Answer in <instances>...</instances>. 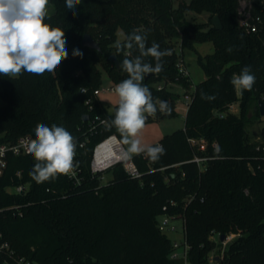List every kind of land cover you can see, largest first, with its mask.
Listing matches in <instances>:
<instances>
[{
	"label": "trees",
	"instance_id": "obj_1",
	"mask_svg": "<svg viewBox=\"0 0 264 264\" xmlns=\"http://www.w3.org/2000/svg\"><path fill=\"white\" fill-rule=\"evenodd\" d=\"M242 1L181 0L173 8L172 0H80L73 14L65 0H49L52 11L47 9L44 22L64 31L68 56L54 74L0 75V141L35 137L37 124L62 126L74 138L81 181L58 175L38 184L30 175L36 163L32 155L8 158L0 177V264H20V258L30 264H208L222 251L211 230L237 234L223 249V264H264V126L257 140L248 132L260 118L258 101L264 100V31L241 25ZM190 11L206 13V21H189ZM214 15L221 29L212 25ZM118 26L124 31L121 41ZM134 30L146 34V46L155 43L171 52L162 58L163 70L142 82L157 105L154 116L176 113L170 83L191 84L183 72L186 51L196 53L205 77L189 94L184 127L149 146L162 145L164 153L155 161L145 152L133 155L139 178L118 163L105 170L110 177L103 180L104 172L92 174L89 163L102 139L116 134L122 141L116 128H109L118 104L109 112L92 93L103 73L114 84L128 78L108 56ZM86 33L99 49L81 44ZM204 42H212V53L197 52L195 45ZM74 50L82 57L73 56ZM127 51L116 54L119 64ZM130 51L127 58L139 56L137 48ZM144 60L155 64L152 57ZM245 66L256 81L237 96L230 81ZM202 93L216 99L204 100ZM161 100L168 104L164 113ZM236 101L238 112H232ZM95 115L107 123H93ZM195 155L208 157L202 168L192 160ZM18 184L27 185L22 193L6 190ZM163 213L183 219L185 259L170 258L173 242L157 225Z\"/></svg>",
	"mask_w": 264,
	"mask_h": 264
},
{
	"label": "clouds",
	"instance_id": "obj_2",
	"mask_svg": "<svg viewBox=\"0 0 264 264\" xmlns=\"http://www.w3.org/2000/svg\"><path fill=\"white\" fill-rule=\"evenodd\" d=\"M48 3L49 0H0V75L16 77L22 72L54 74L67 58L64 31L44 22ZM79 3L80 0H65V6L73 10V14ZM146 40V34L134 30L124 44H116L117 55L124 49L129 50L120 62L128 78L115 87L118 107L109 128L115 127L119 132L122 142L128 145V154L145 152L155 161L164 153L163 146L144 149L137 139L147 117L154 116L158 110L151 91L142 82L147 75L163 70L162 58L171 55V52L161 51L155 43L148 47ZM134 47L139 50V56L127 58ZM227 51L231 52L232 48ZM82 55L79 50L73 51V56ZM146 57H152L155 64L145 62ZM255 81L250 66H245L238 75H233L230 83L238 91H250ZM201 98L211 102L216 96L202 93ZM167 110V102L159 101V111L164 113ZM27 152L36 161L30 175L38 184L55 179L58 175H67L75 168L76 144L71 133L62 126L37 124L35 138L27 141Z\"/></svg>",
	"mask_w": 264,
	"mask_h": 264
},
{
	"label": "built area",
	"instance_id": "obj_3",
	"mask_svg": "<svg viewBox=\"0 0 264 264\" xmlns=\"http://www.w3.org/2000/svg\"><path fill=\"white\" fill-rule=\"evenodd\" d=\"M256 11V12H255ZM239 13L241 17V25L246 27L251 32H259L264 31V0H243L241 3V7L239 8ZM180 68L183 69L182 64H180ZM183 72L186 74L187 70L183 69ZM110 91L113 92V86L105 87V88H97L93 90L92 96L96 97L101 92ZM80 92L85 93L86 89L81 88ZM85 102L88 104V108H92V99L88 97ZM189 102V95L186 98V105ZM98 121L101 124H106V119L100 118V116L95 115L92 122ZM94 127V126H92ZM35 137L30 134H25L19 137L15 142H1L0 141V177L3 175L4 170L8 163V158L10 156H22L28 155L27 152V141L30 139H34ZM192 143H195L194 140L191 139ZM82 146V144H80ZM201 149H204V145H200ZM258 148V147H257ZM99 149V150H98ZM208 157L206 156H197L193 157V161L196 162L203 167L202 162L205 161ZM76 152L74 157L75 168L73 172L67 174V178L70 179L73 183H79L81 181L80 172L78 164L76 163ZM121 163L126 170V172L134 178H139L142 174L134 163L132 156L129 155L124 148L122 142L117 137L116 134H110L100 142H98L94 148L90 158L89 168L92 174L95 173H103L108 168ZM26 184H18L16 186H9L6 190L10 193H22L26 189ZM162 218L158 219L157 225L160 231L165 232L167 228L172 230L175 229L174 226H170V220L175 217L163 213L160 215ZM183 220V219H182ZM221 233L216 232L215 230H211L210 238L214 240H218L221 243L222 251L219 256L211 257L208 264H223L220 259L223 258V249L225 246L236 237V233H228L225 234V238L220 240L219 236ZM5 244H3L4 246ZM173 250L170 253V258H186V253L188 249V245L185 242L182 245H179L177 242H173ZM20 264H30L28 261L23 258L19 259ZM185 264H188L185 261Z\"/></svg>",
	"mask_w": 264,
	"mask_h": 264
},
{
	"label": "rangeland",
	"instance_id": "obj_4",
	"mask_svg": "<svg viewBox=\"0 0 264 264\" xmlns=\"http://www.w3.org/2000/svg\"><path fill=\"white\" fill-rule=\"evenodd\" d=\"M181 0H172V7L176 8ZM48 11H52V6L48 3ZM189 21L193 22H205L207 19L206 13H194L188 12L186 15ZM117 41H121L124 38V31L121 26H118L116 31ZM197 52L201 55L212 53L214 48L212 42L197 43L195 45ZM185 64L187 72L190 77L191 84L188 87H183L178 83H170L168 88L177 96L176 99V113L170 117H156L150 121L146 120L145 127L139 132L137 139L140 140L141 147L146 149L147 147L158 143L159 139L166 134L172 133L177 129H182L184 127V117L186 112V98L193 91L195 84L204 79V71L201 65L197 61L196 53L192 51H186L184 55ZM119 84V83H118ZM117 84L110 81L105 73L102 75L101 84L99 88H105L113 86L114 90ZM240 95V91L237 90V96ZM107 111L111 112L115 106L118 104V97L115 91H104L98 96L94 97ZM4 104V100L0 94V106ZM229 109L232 112H238V102H234L230 105ZM264 126V116L260 115V118L248 126V132L252 140L259 139V130ZM122 142V141H121ZM124 148L127 151L128 145L122 142ZM131 156L135 154H129ZM110 177V173L104 172L103 180ZM158 216V219H161ZM170 226H174L175 229L172 230L167 228L165 234L171 239L172 242H177L182 245L184 242V230H183V220L182 218H174L170 220ZM232 233V232H229ZM8 264V263H4Z\"/></svg>",
	"mask_w": 264,
	"mask_h": 264
},
{
	"label": "water",
	"instance_id": "obj_5",
	"mask_svg": "<svg viewBox=\"0 0 264 264\" xmlns=\"http://www.w3.org/2000/svg\"><path fill=\"white\" fill-rule=\"evenodd\" d=\"M211 21H212V25L216 29H221L222 24H221V21H220V19H219V17L217 15H214L212 17ZM81 44L83 46H87V47H90V48L99 49L98 43L88 33L84 34V36L82 37ZM108 59L111 62H113L117 67H120L119 60H118L115 52H112L108 56ZM258 109H259L260 115L264 116V100H259L258 101ZM87 118H88V116H84V119H87ZM219 238H220V240H223L225 238V234L221 233Z\"/></svg>",
	"mask_w": 264,
	"mask_h": 264
},
{
	"label": "bare ground",
	"instance_id": "obj_6",
	"mask_svg": "<svg viewBox=\"0 0 264 264\" xmlns=\"http://www.w3.org/2000/svg\"><path fill=\"white\" fill-rule=\"evenodd\" d=\"M99 150V149H98Z\"/></svg>",
	"mask_w": 264,
	"mask_h": 264
}]
</instances>
